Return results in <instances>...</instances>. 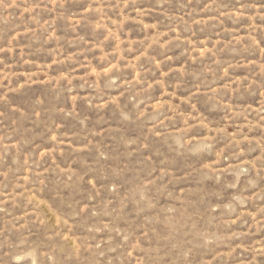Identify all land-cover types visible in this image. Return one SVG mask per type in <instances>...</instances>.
Returning a JSON list of instances; mask_svg holds the SVG:
<instances>
[{
  "label": "rangeland",
  "instance_id": "rangeland-1",
  "mask_svg": "<svg viewBox=\"0 0 264 264\" xmlns=\"http://www.w3.org/2000/svg\"><path fill=\"white\" fill-rule=\"evenodd\" d=\"M0 264H264V0H0Z\"/></svg>",
  "mask_w": 264,
  "mask_h": 264
}]
</instances>
